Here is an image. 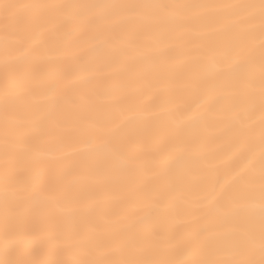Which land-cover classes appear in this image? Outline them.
Segmentation results:
<instances>
[{
    "label": "snow or ice",
    "instance_id": "snow-or-ice-1",
    "mask_svg": "<svg viewBox=\"0 0 264 264\" xmlns=\"http://www.w3.org/2000/svg\"><path fill=\"white\" fill-rule=\"evenodd\" d=\"M0 264H264V0H0Z\"/></svg>",
    "mask_w": 264,
    "mask_h": 264
},
{
    "label": "bare ground",
    "instance_id": "bare-ground-1",
    "mask_svg": "<svg viewBox=\"0 0 264 264\" xmlns=\"http://www.w3.org/2000/svg\"><path fill=\"white\" fill-rule=\"evenodd\" d=\"M12 2H16V3H32V2H36V0H12ZM85 91H86V89H85ZM157 95H161V96H163V95H165V93L161 92V93H158ZM147 102L150 103L151 100H148ZM220 118H222V115L217 116V119H220ZM206 134H207V135H211V134H212V130L209 129L208 132H207ZM116 194H117V193H115L114 191H110V192H101V193H99L101 204L103 205V204H106V203H110V202H112L113 197H114ZM177 211L180 212V213H182V212L184 211L183 206H178V207H177ZM172 218H173V217H168L169 222H171V219H172Z\"/></svg>",
    "mask_w": 264,
    "mask_h": 264
}]
</instances>
